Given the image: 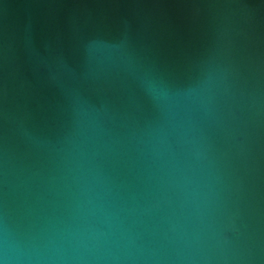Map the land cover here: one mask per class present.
<instances>
[{
  "label": "water",
  "instance_id": "1",
  "mask_svg": "<svg viewBox=\"0 0 264 264\" xmlns=\"http://www.w3.org/2000/svg\"><path fill=\"white\" fill-rule=\"evenodd\" d=\"M0 264H264V0H0Z\"/></svg>",
  "mask_w": 264,
  "mask_h": 264
}]
</instances>
